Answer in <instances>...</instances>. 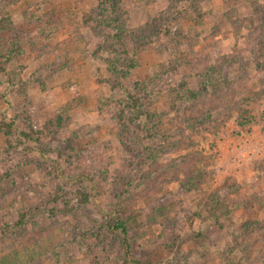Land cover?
Returning a JSON list of instances; mask_svg holds the SVG:
<instances>
[{
    "label": "rangeland",
    "instance_id": "374dc122",
    "mask_svg": "<svg viewBox=\"0 0 264 264\" xmlns=\"http://www.w3.org/2000/svg\"><path fill=\"white\" fill-rule=\"evenodd\" d=\"M4 258L264 264V0H0Z\"/></svg>",
    "mask_w": 264,
    "mask_h": 264
},
{
    "label": "trees",
    "instance_id": "16d2710c",
    "mask_svg": "<svg viewBox=\"0 0 264 264\" xmlns=\"http://www.w3.org/2000/svg\"><path fill=\"white\" fill-rule=\"evenodd\" d=\"M117 0H101V3H111L112 5L116 4ZM134 64L132 63L130 67H133ZM113 70V69H112ZM114 71V70H113ZM127 72H123V76H125ZM125 96L128 100L127 105L130 109H133V111L137 110V103L139 101V99L137 97H134V95L132 93H130L129 91H124ZM138 116H145L148 115L146 113V111L143 110H138ZM150 117V116H149ZM23 135L25 136H29V134H26L25 132L23 133ZM111 230H113L114 232H120L122 234V242H123V248L124 251L126 252V255H129V236H128V226H127V222L125 220H123L122 218H120L119 216H113L112 217V222L111 224L107 223L106 224ZM6 264H15L14 259L13 258H4L3 263Z\"/></svg>",
    "mask_w": 264,
    "mask_h": 264
}]
</instances>
